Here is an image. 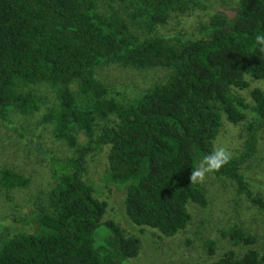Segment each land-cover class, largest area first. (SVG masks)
Masks as SVG:
<instances>
[{
	"label": "trees",
	"instance_id": "trees-1",
	"mask_svg": "<svg viewBox=\"0 0 264 264\" xmlns=\"http://www.w3.org/2000/svg\"><path fill=\"white\" fill-rule=\"evenodd\" d=\"M196 4L130 0L127 22L117 12L98 13L95 0H0V119L39 112L42 99L31 88L46 85L57 105L40 123L53 124V138L74 150L73 157L50 159L54 187L42 206L25 215L23 232L0 237V264H125L137 257L138 237H127L112 222L104 223V242H94L106 203L94 197L84 175L87 157L104 147L108 154L101 181L124 193L125 215L136 227L172 237L190 221L188 204L207 207L201 185L191 184L189 177L213 149L222 117L233 125L246 113L256 123L264 120L263 91H250L252 104L236 94L249 87L247 78L264 80V53L255 44V35L264 32V0H239L232 16L214 15L199 27L203 38L169 40L155 34L172 12ZM106 63L170 73L138 98L118 103L93 75ZM112 116L116 122L94 136L98 122ZM80 133L87 137L82 146L77 144ZM213 175L235 181L264 212V200L249 189L235 158ZM28 184L14 171L0 170V189ZM221 236L234 245L255 242L236 226ZM204 247L213 255V241L205 240ZM263 260L248 249L241 256L227 251L206 264Z\"/></svg>",
	"mask_w": 264,
	"mask_h": 264
},
{
	"label": "rangeland",
	"instance_id": "rangeland-1",
	"mask_svg": "<svg viewBox=\"0 0 264 264\" xmlns=\"http://www.w3.org/2000/svg\"><path fill=\"white\" fill-rule=\"evenodd\" d=\"M95 1L98 13L109 15L117 12L129 22L128 15L132 12L130 0ZM238 4L239 0H197L196 5L172 12L165 24L156 27L155 34L169 40L203 38L205 36L200 33V25L208 24L216 14L232 16ZM132 30L143 35L138 27ZM169 73L161 68L136 70L116 63L101 64L93 71L94 77L106 85L109 96L118 103L138 98L153 85L163 83ZM246 80L249 87L236 90V94L252 104L250 91L257 88L264 92V80ZM31 89L42 99L39 112L31 116L12 113L8 121L0 119V170L9 169L29 179L26 188H15L9 192L0 189V237L23 232L25 215L42 206L40 204L54 187L50 159L74 156L73 149L53 138V124L40 123L47 109L57 105L55 94L46 85L39 84ZM109 119L107 123L98 122L94 136L99 134L102 126L116 122L115 116ZM256 120L252 113H246L245 120L233 125L222 117L214 146L227 148L231 158L239 161L240 173L249 189L264 200V120L257 123ZM86 141L84 134H78L79 146ZM248 145L252 148L248 149ZM107 154L108 148L104 147L101 152L89 155L84 175V180L94 189V197L106 203L102 221L93 234L96 245L102 244L107 236L104 223L112 222L127 237L135 236L140 240L137 257L125 264H206L217 260L227 251L241 256L248 249L257 251L264 259V212L250 202L245 192L238 190L235 181L209 174L200 184L208 201L207 207L188 204L191 216L188 225L174 236L166 237L157 230L136 227L128 220L124 211V193L101 181L106 171ZM235 226L252 235L254 244L234 245L228 237L221 236V232H229ZM205 240L214 242L213 255H208ZM261 264H264V260Z\"/></svg>",
	"mask_w": 264,
	"mask_h": 264
},
{
	"label": "clouds",
	"instance_id": "clouds-1",
	"mask_svg": "<svg viewBox=\"0 0 264 264\" xmlns=\"http://www.w3.org/2000/svg\"><path fill=\"white\" fill-rule=\"evenodd\" d=\"M255 44L258 51L264 53V32L255 35ZM231 159V153L227 148L215 145L209 154L204 155L200 162L190 173L191 184H202L209 174L218 172Z\"/></svg>",
	"mask_w": 264,
	"mask_h": 264
}]
</instances>
